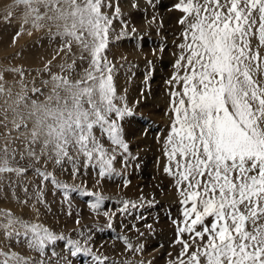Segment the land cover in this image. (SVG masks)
<instances>
[{"label": "snow or ice", "instance_id": "6c2138e0", "mask_svg": "<svg viewBox=\"0 0 264 264\" xmlns=\"http://www.w3.org/2000/svg\"><path fill=\"white\" fill-rule=\"evenodd\" d=\"M45 7L64 15L59 0H47ZM110 7L108 0H71L72 23L58 34L61 50L70 53L77 43L89 53V67L76 84L53 75L57 87L75 91L62 104L57 98L55 108L37 107L42 115L36 123L46 139L37 153L31 146L40 142V132L32 131L26 151L35 163L43 157L63 170L70 161L75 169L76 153L98 168L99 176L111 178L118 174L116 152L130 154L123 122L135 113L117 92L115 64L107 55L113 17L103 9ZM172 8L180 13L183 41L177 45L174 74L166 81L171 123L162 144L164 171L179 201V218L172 220L173 244L179 249L171 264H264V0H176ZM113 10L120 14L119 6ZM32 12L33 27L39 28L44 16L39 7ZM3 91L0 87V94ZM21 127L27 125L17 126V131ZM97 131L112 147H105ZM49 146L52 151L45 156ZM3 151L0 176H23L27 168L18 166L15 150ZM33 171L66 197L72 191L54 173ZM84 195L94 197L89 207L101 214L104 197L86 190ZM36 199L44 202L40 196ZM103 215L112 220L106 210ZM0 217L8 239L23 236L41 255L58 242H65L72 256L92 254L80 239L55 234L41 223L25 222L10 212H0ZM124 243L133 248L126 239ZM0 264L32 261L0 250Z\"/></svg>", "mask_w": 264, "mask_h": 264}, {"label": "rangeland", "instance_id": "374dc122", "mask_svg": "<svg viewBox=\"0 0 264 264\" xmlns=\"http://www.w3.org/2000/svg\"><path fill=\"white\" fill-rule=\"evenodd\" d=\"M165 1L168 4L169 0H151V3L131 0L137 11L132 16H126L120 0H108L111 7L103 9L113 17L107 55L115 64L114 83L118 94L126 98L135 113L123 122L130 154L118 150L114 165L118 174L104 178L99 176L98 168L88 166L83 155L76 153H72L75 169L72 162L65 161L63 170L43 157L39 163L27 157L34 129L40 132V142L31 146L37 153L46 139L36 123L42 115L37 107L55 108L57 98L62 104L75 91L63 85L57 87L53 75L66 77L76 84L89 67V53L77 43L73 42L70 53L61 50L63 40L58 34L64 31L65 24L72 23L68 15L71 0H59L64 15L46 8L47 0H37L32 5L21 4L20 0H0V76L3 77L0 87L4 90L0 94V157L5 155V147L8 154L15 150L18 166L27 168L23 176H0V212H10L25 222L41 223L66 238L80 239L91 248L92 254L72 256L67 244L58 242L49 245L41 255L28 246L23 236L8 239L2 226L0 250L14 251L32 264H117L120 258L126 261L135 257L132 249L126 247L125 239L131 242L153 236L158 238L157 242H164L160 249L165 244L169 248L179 247L173 244L176 229L172 224V220L179 218V201L173 180L164 171L166 158L162 144L171 123V119L166 121L171 109L166 81L174 74L172 61L177 59L180 52L177 45L183 38L182 27L177 22L180 13L172 5L165 6ZM116 6L120 8L119 15L113 10ZM36 7L44 16L38 22L39 28L33 27L32 9ZM173 17L178 25L171 20ZM144 24L150 25L148 35L141 33ZM162 31H168L166 37H161ZM136 34L147 42L144 53L123 51L130 48L123 46L125 39H130L132 45ZM147 51L155 55L145 58ZM19 125L27 127L17 131ZM136 133H141L140 139ZM96 135L106 148L112 147L106 136H100L99 131ZM51 151L49 146L45 156ZM34 168L54 173L72 191L66 197L62 189L37 176ZM85 190L104 197L105 208L101 214L97 215L89 207L94 197L84 195ZM37 196L44 202L39 203ZM125 205L127 211H124ZM105 210L111 221L103 215ZM81 232L83 236L79 235ZM165 256L169 257V253Z\"/></svg>", "mask_w": 264, "mask_h": 264}, {"label": "bare ground", "instance_id": "6f19581e", "mask_svg": "<svg viewBox=\"0 0 264 264\" xmlns=\"http://www.w3.org/2000/svg\"><path fill=\"white\" fill-rule=\"evenodd\" d=\"M169 1H168V4H167V1H165V4H166L165 6H167V5H168V7H170V5L173 6V2H175L176 0H172V2H170V3H169ZM120 4H122L124 6V9H125L124 12H127L126 16H132L134 14H137V11H135L131 0H120ZM171 20L175 21V18L173 17ZM174 23H176V22H174ZM149 26H150L149 24H144V27L141 30V33L148 35L150 33ZM177 28H179V26ZM168 31H169V29H168ZM168 31H162L161 37H166V33H168ZM134 39H135V41H133L132 45L130 44V41H131L130 39H125L123 46L124 47L130 46V48L124 49L123 51H132L135 54H143L145 51L144 47L146 46L147 42L143 41L142 38H140V34H136ZM174 51H175V49L172 48L173 53H174ZM170 53H171V51H170ZM153 55H155V52H153V51L145 52V58H149ZM173 58H175L174 55H173ZM173 61H175V60L173 59ZM173 61H172V63L174 64ZM170 113H171V109H169L167 112V117H166L167 122L169 119H171ZM136 137L137 138L139 137V139H140L141 133H138V134L136 133ZM142 143L144 144V142H142ZM159 237L161 238L162 236L159 235ZM157 241H158V238L153 237V236L140 238L139 240L132 239L130 243L133 245L132 251L135 253L134 260H128L127 259L126 261H123L120 258V260L117 261V264H171V261L176 256L179 247L175 248L176 249V251H175L174 247L169 248V246L167 244H165L164 248L162 246L160 249V245L162 244L163 241H161V240L159 242H157ZM122 249L123 248L120 247L119 250L121 251ZM134 249H140V251H137ZM168 253H169V257H166L165 255H167Z\"/></svg>", "mask_w": 264, "mask_h": 264}]
</instances>
